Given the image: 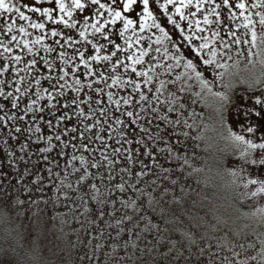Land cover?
<instances>
[{
  "label": "rangeland",
  "instance_id": "374dc122",
  "mask_svg": "<svg viewBox=\"0 0 264 264\" xmlns=\"http://www.w3.org/2000/svg\"><path fill=\"white\" fill-rule=\"evenodd\" d=\"M15 2L31 19L22 20L17 13L0 14V47L1 52L6 53L0 68L7 67L14 72L0 75V81H4L0 83V90L19 96L23 105L18 100V107L12 108L11 97L0 96V100L7 103L8 113L14 111L18 112V117H24L23 123L11 120L6 125L7 132L0 135V173H7L0 176L3 180L0 185V264H125L121 259L125 257V246L133 255L135 264H140L135 260L140 252L146 248L150 250L151 256L145 259L151 264L152 257L160 260L159 250L151 249L157 239L168 247L174 245L175 251L183 252L185 257L191 254L193 260L200 248L209 250L211 246L210 250L217 254L216 264H220L225 256L233 257L229 248L240 253L235 257L239 261L264 264V191H259L264 187L260 183L264 181V169L257 170L246 163L253 158L252 150L235 139V136H243L245 140L259 143L260 131L253 134L247 128L264 124L254 114L245 115L249 109L260 110V105L255 104L257 98L264 100V25L259 23L264 7L253 8L257 0H243L247 9L241 15L242 10L236 7L241 0H229V6H225L222 0H215L214 4L212 0H199V9L196 7L198 0H191L190 4L184 0L186 7H181V0H176L175 4L168 5V15L177 21L179 28L173 29L169 23L166 31L173 30L169 31L173 40L181 39L180 29L184 30V36L192 37V44L184 41L181 51L177 52L172 40L151 27V19H143L145 13L141 0H136L129 11L123 8L126 0H116L115 4L113 0H100L101 4L111 6L133 21V26L126 31L123 19L110 23L112 14L92 4L91 0H82L86 8L73 9L71 17L60 12L56 0ZM165 2L150 0L153 14L161 21L167 20L160 7ZM65 3L72 7L71 0H65ZM216 4L220 7L215 8ZM24 5L42 10L53 8V20L29 11ZM213 8L219 15L212 11ZM61 15L69 24L75 22L76 26L69 28L63 23H55ZM245 16L255 23L247 24ZM106 22L104 33L96 32L92 27L95 24L99 28ZM33 23H42L45 27L33 28ZM9 26L11 31H8ZM21 27L25 32L20 31ZM253 28L257 36L255 45L251 43ZM53 31L60 35L53 37ZM81 31L85 32L87 40L80 36ZM121 31H124L123 36ZM105 34L116 40L122 49L117 55L123 63L115 72L112 63L116 57L112 62L97 63L90 59V55L97 54L93 53L96 49L92 44L106 46L100 55H110L116 50L103 38ZM89 40L92 44L88 43ZM205 43L210 47L202 50L204 57L214 63L204 65L201 61L198 70L203 71V77L197 79L185 68L186 59H180L179 63L177 59L180 56L193 58L188 56V49L199 48ZM5 47L9 51H5ZM212 51L216 52L215 57L209 55ZM80 52H85V59L96 75H91L84 67ZM141 53H146L142 56L143 63L134 66L137 72H147V77L132 73L131 67L127 72L124 68L132 64L129 55L140 56ZM17 56L21 57L19 61L15 60ZM33 60L35 64L31 63ZM76 65H79L78 70ZM64 69L71 71L61 80L59 77L63 76ZM101 73L106 79L100 78ZM116 76L122 82L131 78L140 84L141 91L149 97L147 104H141L146 111H141L142 101L132 85L117 83L113 86ZM16 77H21L31 90L17 86L20 79ZM77 78L80 84L76 83ZM81 87L80 92L74 90ZM17 88L20 89L18 93ZM61 92L63 95H59ZM110 92L113 101H121L119 109L115 103L109 102ZM49 94L56 99L49 100ZM130 96L134 98L132 105H125L123 99ZM73 98L77 104L64 109L63 104L70 103ZM81 100L88 102L80 104ZM32 101L37 103L32 105ZM39 103L43 112L27 111L29 105L37 108ZM79 108L84 109L85 116L76 115ZM101 108L104 115L100 114ZM153 108L157 111H152ZM132 110L143 117L138 124L150 128L153 135L159 131L163 136V139L148 141L150 145L154 144V154L162 167H157L147 156L129 151L139 147L135 140L143 135L136 125H132L136 132L127 137L133 140V144L122 139V131L129 129L117 124L116 118L128 121L130 118L122 114ZM64 111L72 116V120L64 121L57 128L52 113L60 116ZM47 120L52 121L53 128L47 127ZM97 121L96 128L90 132L85 130L86 125ZM38 125L42 128L41 133L27 130ZM65 125L67 128L76 127L87 139L73 140V134L68 133L57 141L55 136ZM17 126L25 129L19 141L8 135ZM47 135L53 137L55 147L50 152H41L39 149L47 148L49 144L46 139L37 143V137ZM21 143L31 145L24 161L18 159L24 155L19 151ZM113 148L119 151L113 153ZM169 148L171 152L167 151ZM9 152L17 155L9 156ZM103 155L115 163L110 165ZM130 155L132 160L128 159ZM141 160L151 169H143L148 175L142 178L136 176L142 170ZM94 163L102 166L94 168ZM125 168L129 171H122ZM86 170L90 175L82 180ZM138 179L140 183L136 182ZM250 180H257V183L250 184ZM121 183L125 184V192L116 187ZM91 184H96L98 193ZM132 185L143 190L145 195L133 191ZM148 193L154 198V211L150 210L148 214L152 222L159 225V231L153 228L144 232L145 222L137 219L140 213H134L131 207L122 203L143 201V206L148 208ZM94 195L96 199H92ZM101 210L104 211L102 219L99 216ZM127 216H133V220L128 221ZM119 220L124 223L118 225ZM137 223L139 228H134ZM134 243L136 248L132 247ZM201 259L207 260L208 257Z\"/></svg>",
  "mask_w": 264,
  "mask_h": 264
},
{
  "label": "snow or ice",
  "instance_id": "6c2138e0",
  "mask_svg": "<svg viewBox=\"0 0 264 264\" xmlns=\"http://www.w3.org/2000/svg\"><path fill=\"white\" fill-rule=\"evenodd\" d=\"M39 2V0H38ZM50 2V0H49ZM142 4H143V12L145 13V16L143 17V19L147 20V19H151L152 20V25L151 27L157 28L159 29V31L169 40H172V42L175 44L176 46V50L177 52L181 51V48L184 45V41H187L188 44H192V37L191 36H184L183 29H180V36L181 39L180 40H173L172 36H169V31H173V30H168L166 31V25L167 24H172L173 25V29L179 28V24L177 23V21L175 19H173L171 16L168 15V5L169 4H175L176 0H166L165 3L161 4L160 7L163 9L164 11V15L167 16V20L166 21H161L158 20L157 16H155L153 14V10L150 8V0H141ZM223 4L225 6H229V0H222ZM92 4L95 5H99V8H104L106 9L110 14H112L113 19L110 21V23L115 24L117 20L123 19L124 20V31H126L129 27L133 26V21L131 19H127L126 17L122 16V13L120 11H116L114 10L111 6L106 5V4H101L100 0H91ZM113 3H116V0H113ZM188 3H191V0H188ZM212 3H215V0H212ZM136 4V0H126V2L123 4V8L125 11H129L131 10L132 6ZM71 5L72 7L69 8V6L65 3V0H56V6L59 8L61 13L66 14L68 17L72 16V12L73 9H80V10H84L86 8V4L84 2H82V0H71ZM187 5L184 4V0H181V7H186ZM24 7H28V10L31 12H39L41 13V15L47 16V18L49 20H53V16H52V12L54 11L53 8H44L43 10L39 7H29L28 5H24ZM197 9H199L200 7V3L199 0L196 4ZM220 5L216 4L215 8H219ZM236 7L241 11V15H243V12L247 9V5L245 2H243V0H241L240 3L236 4ZM253 8L256 7H264V0H257V3L252 5ZM215 8L212 9V11L216 14L219 15V13H217L215 11ZM97 12H99V9H97ZM177 12L180 13L181 17H183V13L180 12V9L177 8ZM4 13H17L19 15V17L22 20H30L31 18L27 15H25V13L21 10V8L19 6H17V3L15 2V0H0V14H4ZM102 15V13H100ZM244 19L247 21V24H254L255 22L251 20V18L249 16H245ZM57 24L63 23L66 27L69 28H73L75 27V22L69 24L67 20L64 19V16L61 15L60 18L58 20L54 21ZM205 22L207 21V17H205ZM97 23H99V21H97ZM107 23L106 22L104 25H101L99 28L96 27L95 24L92 25V27L95 29L96 32H100V33H104V29L107 27ZM259 23L261 25H264V14H260V21ZM247 24L245 25L247 27ZM164 25V26H162ZM31 27L33 28H39V29H43L45 27L44 24L42 23H33L31 24ZM8 31H11V26H9ZM21 32H25V29L23 27L20 28ZM124 31L120 32V35L123 36L124 35ZM175 35V33H173ZM51 35L53 37L60 35V33L53 31L51 33ZM80 36L82 38H84L85 40H87V36L85 34L84 31L80 32ZM252 39H251V43L253 45H255L256 43V32L253 28L252 33H251ZM103 38L108 41L109 44L113 45L115 47V51H112L110 53V55H100V51L101 49L105 48L106 46L103 44L97 45V44H92V41H88L89 44H92V47L96 49L97 54L96 55H90V59L93 61H96L97 63L101 62V61H107V62H112L113 61V57H116L115 62L112 63V71L115 72L118 68V66L120 64L123 63V61L120 60V57L117 55L118 52L122 51L121 46L119 43L116 42V40L114 39H110L109 36L107 34H105L103 36ZM13 40L16 39L15 36L12 37ZM69 40H71V37L68 38ZM39 42V41H37ZM57 43H59V41H57ZM25 47H27V42H25ZM209 44L205 43L199 46V48H189L188 49V56L193 57V58H188L186 56H180L177 59V63H179L180 59H186V64L184 65L185 68L187 70H189V74H194L195 77L197 79H201L203 77V71L198 70V67L200 66V62L202 61L204 65H211L212 63H214V61L212 59H205L204 54H203V49L204 48H209ZM52 49H49V51H51ZM5 51H9L8 48L5 47ZM29 51H31V49H29ZM87 51V50H85ZM126 51V49H125ZM146 53H141L140 56H136V55H129L128 59L132 61L131 65H125V71H128V68L131 67V71L132 73H135L136 75L142 76V77H147L148 73L141 71V72H137V69L134 65H138L143 63L142 60V56L145 55ZM63 53H61V56L63 57ZM80 60L81 62L84 64L85 68H88L90 70V74L91 75H96V73L94 71H91V65L89 64V61L87 59H85V52H80ZM209 55H211L212 57L216 56V52L212 51L209 53ZM21 59V57L17 56L15 57L16 61H19ZM174 59H176V57H174ZM68 61H65V63H67ZM32 64H35L36 61H32ZM220 66V65H218ZM49 67L51 68V65H49ZM77 70L79 69V65H76ZM8 68L4 67V68H0V75H3L4 72H7ZM70 69H64L63 70V76H60L59 79L63 80L65 77L69 76L70 74ZM100 78L101 79H106L103 74H100ZM0 83H4V81H0ZM76 83L80 84V80L79 78L76 79ZM117 83H124V84H130L133 87V90L135 92L139 93L140 96V101H148L149 97L147 95H145L143 93V91H141V86L139 83H137L135 80L129 78L128 81L126 82H122L119 76H116L113 79V86H115ZM206 83V82H205ZM37 84H39V81H37ZM61 87H63V85H61ZM88 87H91V85H88ZM164 85L163 83L161 84V88H163ZM77 92H80L83 90V88H76L74 89ZM44 92H48V89H44ZM98 91H102V89H98ZM149 91H151V89H149ZM159 91V90H157ZM16 92H20V89L17 88ZM59 95H63V93H59ZM0 96H3L5 99H8L9 97H11V107L12 108H17L18 104L17 101L19 100V96H13L12 92H7L5 93L3 90H0ZM113 94L110 92L108 93V100L109 102L115 103L117 109H119L120 107V100H115L113 101L112 99ZM43 98V97H41ZM49 100H54L56 99L55 96L49 94L48 97ZM123 99V98H121ZM133 97H129L128 99H123V103L125 105H132L133 103ZM158 99V97H157ZM89 100H91V97H89ZM88 101L85 100H81L80 104H85ZM37 103V101H32V105H35ZM77 104V101L75 98H73L71 100L70 103H64L63 104V108L64 109H71L72 105ZM255 104L260 105V110L257 111L254 108L253 109H249V111L247 113H245V115H255L259 120L264 121V115H262V113H264V100H261L259 98L256 99ZM32 105H29L27 111H31V112H43L44 108H34L32 107ZM51 107L55 108L56 105H51ZM5 108V105L0 104V109ZM141 111H146V109H144L143 107H141ZM152 111H157V109L153 108ZM169 111H171V109H169ZM27 114V113H26ZM100 114L104 115V109L101 108L100 109ZM52 115L55 117L56 119V124L55 127L59 128L60 125L64 122V121H71L72 120V116L69 115V113L67 111H64L62 113V115L60 116H56L55 113L53 112ZM77 116H85V112L83 108H79V111L76 113ZM122 115H126L128 118H130L128 121H125L124 119H120L119 117L116 118V123L121 125L122 127H127L129 130L124 132L122 131L121 136L122 139H124V142L132 145L133 144V140L128 139V136H132L135 132L136 129L132 128V125H136L137 128H139L140 132L143 133V135L141 136L140 139L135 140V144L139 145V147H134L132 149H130L129 151H134L135 153H137L140 156H147L148 159H150L152 161L153 164H155L157 167H162L161 165L158 164L157 161V157L154 154V144L150 145L148 143V141H155L157 139H163V136H161L160 132L158 131L155 135L152 134V131L150 128L147 127H143L140 124H138V120L139 119H143V117L140 116V113L135 112V110L132 111H126V113H123ZM7 117V119L5 118ZM87 119H91V116H87ZM8 120H12L14 122H20L24 120L23 116H17L15 114H13L12 116H7V113H5V116H0V121H3L5 125H7ZM46 125L48 128H53L54 125L52 123L51 120H47L45 121ZM99 123V121H97L96 123H92L90 125H86L85 126V130L86 131H92V129L97 127V124ZM148 123H151V121H148ZM159 126L157 125V128ZM28 131H31L33 133H41L42 132V128L41 126H36L34 129H32L31 127H28L27 129ZM25 129L23 127H14L13 130L9 131L8 135L14 139L19 141L21 139V136L23 135ZM163 131V130H161ZM247 131L249 133H257L258 131H260V135L258 136L259 139V143H256L252 140H245V138L243 136H235V139H237L238 141L243 142L244 144H246L248 146L249 149L252 150L253 153V158L246 161V163H249L250 165L255 166V168L257 170L259 169H264V124H256L253 126H249L247 128ZM14 132V134H13ZM68 133H72V139L75 140L77 138L79 139H87V137L84 136V133L79 132V130L76 127H72V128H67V126L65 125L64 129L61 132H58L55 136V139L57 141L61 140L62 136H67ZM145 137H147V139H145ZM99 139V137H97ZM28 139L30 140L31 137H28ZM40 139H46L49 147L47 148H41L39 149V151L41 152H50L52 151V149L55 147V145L52 144V140L53 137L51 135H47L46 137H37V143L40 141ZM5 143H7V141H5ZM31 147L30 144L28 143H21L20 144V148L19 151L24 153V155H21L18 157V159L20 161H24V156L25 155H29L28 153V149ZM85 148H87V145H84ZM105 147L107 148L108 146L105 145ZM73 148H75V145H73ZM113 153H116L119 151V149L113 148L112 149ZM160 151H165L164 149H160ZM168 152H171V148H169L167 150ZM259 153L258 156L255 155V153ZM247 155V153H245ZM17 153L16 152H9V156H16ZM45 160L48 159L47 156L44 157ZM73 159H76V157H73ZM103 159L108 161L109 164H113L115 163V161L110 160L109 157L107 155H103ZM129 160H132L133 157L130 155L128 157ZM81 162H84L83 157H81ZM9 163H11V160L9 161ZM26 163V162H25ZM141 165H142V170L139 171L138 173H136L137 177H144L148 175V171H151V169L149 168L148 164H146L143 160L140 161ZM102 165L99 163H94L92 164V167L94 168H98L101 167ZM143 169H148V171H144ZM49 172H51V169H48ZM122 171H129L127 168L122 169ZM164 171H167V169H164ZM24 175L27 174V172L23 173ZM129 174L131 175V173L129 172ZM7 175V173H0V176H4ZM90 175V173H87V170L85 172V175L81 177V179H86L87 176ZM111 178V177H110ZM103 179V178H101ZM137 183H140V180L138 179L136 181ZM154 183V182H153ZM173 183H175V181H173ZM250 184H255L257 183V180H250L249 181ZM260 183L262 185H264V181H260ZM3 184V180H0V185ZM120 192H125L126 187L124 183L118 184L116 186ZM132 190L133 191H139L141 196L145 195V193L143 192V190L140 189H136L135 185H132ZM91 188L93 190H95L96 193L99 192V188H97L96 184H91ZM165 192L167 191L166 189L164 190ZM259 191H264V187H261L259 189ZM255 194V193H254ZM149 197V206L148 208H145L143 206V201H141L140 203H137L136 201H123L122 203L125 204V206L127 207H131L133 209V212H139L140 215L137 217L138 220H143L145 222V226L143 231L144 232H149L151 229H156L157 231H159V225L158 224H154L152 222V217L148 214L149 211H154V209L152 208V200L154 199L151 196V193L147 194ZM92 199H96V196L94 195L92 197ZM19 203H23V201H19ZM102 203V202H101ZM89 211H91V209H89ZM99 216L101 217V219L104 216V211L101 210L99 212ZM127 220L128 221H132L133 220V216H127ZM93 223H95V221H93ZM124 223L123 220H119L117 221V224H122ZM134 228H139V224H135ZM124 229H121V231H123ZM151 243V242H149ZM99 247V245H98ZM133 248H136L137 245L134 243L132 245ZM240 247H243L242 245H240ZM211 246H209V250H205L204 248H200L198 250V255L195 257V259L193 260V257L191 256V254H189L187 257L184 256L183 252H176L175 251V246L173 245L172 247H168L167 244H164L162 242L161 239H157L156 243L151 245V249L152 251L155 250H159V256H160V260L156 261L155 257H152L151 259V264H180L181 260H183V264H216V253L212 252L210 250ZM164 249H167L166 251ZM115 251V249H114ZM125 251V257H121L122 260L125 261V264H135V261L133 259V255L128 253V248L127 246H125L124 248ZM229 251L233 253V257L231 259H229V257L225 256L223 258H221L220 260V264H225V261L228 262V264H246V262L244 261H239L237 259H235V257H238L240 255L239 252H235L234 248H229ZM151 256V251L148 250L147 248L145 250H143L142 252H140L139 255H137L135 257V260H138L140 262V264H150L149 260L145 259V257H150ZM207 256L208 259H201V257ZM252 259L254 260L255 257H252Z\"/></svg>",
  "mask_w": 264,
  "mask_h": 264
},
{
  "label": "trees",
  "instance_id": "16d2710c",
  "mask_svg": "<svg viewBox=\"0 0 264 264\" xmlns=\"http://www.w3.org/2000/svg\"><path fill=\"white\" fill-rule=\"evenodd\" d=\"M4 50V49H3ZM2 51V48L0 47V63H3V61H4V54H6V53H4V52H1ZM96 52V50L95 51H93V53H95ZM22 63V62H21ZM22 65H24L23 63H22ZM24 69V68H23ZM21 70V74L24 72V70ZM5 74H9V75H11V74H14V72H13V70L12 69H10V68H8V71L7 72H4ZM23 75H25V73L23 74ZM27 77V76H26ZM17 78V77H16ZM19 81H18V83H17V86H26L27 87V85L25 84V82L21 79V77H18L17 78ZM10 82V81H9ZM28 88V87H27ZM28 90L30 91L31 89H29L28 88ZM137 94V93H136ZM138 95V94H137ZM135 97V96H134ZM136 98V97H135ZM19 101L21 102V104L23 105V99H20L19 98ZM135 101V100H134ZM136 102V101H135ZM137 103V102H136ZM142 103H145V104H147L146 103V101H142V102H140V107H141V104ZM0 104H3V105H5V108H3V109H0V116H5V113H7V116H12L13 114H15V115H17L18 116V112H14V111H10L9 113H8V108H7V103L5 102V101H2V100H0ZM39 105H40V103L39 104H37V108H40L39 107ZM38 113V112H37ZM6 119H7V117H5ZM24 121V120H23ZM23 121H21L22 123H23ZM8 123H11V120H8ZM5 132H7V130H6V125L4 124V122L3 121H0V135L1 134H3V133H5ZM0 256H1V254H0Z\"/></svg>",
  "mask_w": 264,
  "mask_h": 264
}]
</instances>
